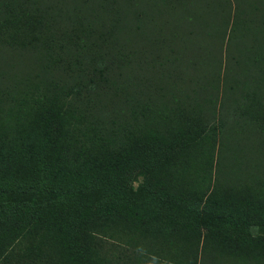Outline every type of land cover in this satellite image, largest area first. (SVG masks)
<instances>
[{
	"label": "rangeland",
	"instance_id": "374dc122",
	"mask_svg": "<svg viewBox=\"0 0 264 264\" xmlns=\"http://www.w3.org/2000/svg\"><path fill=\"white\" fill-rule=\"evenodd\" d=\"M42 67L51 87L75 89L79 76L82 118L97 136L113 125L132 132L137 153L86 152L80 136L51 124L55 108L28 99L44 91ZM51 91L57 103L68 100ZM7 97L22 108L7 121L0 109V187L31 182L44 168L56 184L83 189L79 203H91L96 188L80 228L96 239L100 264H264V0H0V103ZM47 131L50 149L40 140ZM213 134L245 193L203 182L200 164L212 153L200 151ZM146 151L150 168L135 159ZM129 163L136 168L123 170ZM115 172L130 173L127 182ZM111 183L116 200L105 191ZM3 197L26 198L16 190ZM193 203L260 220L236 219L240 233H218L212 218L193 221ZM54 205L50 229L0 219L2 264L71 263L81 244L65 212L76 214Z\"/></svg>",
	"mask_w": 264,
	"mask_h": 264
},
{
	"label": "trees",
	"instance_id": "16d2710c",
	"mask_svg": "<svg viewBox=\"0 0 264 264\" xmlns=\"http://www.w3.org/2000/svg\"><path fill=\"white\" fill-rule=\"evenodd\" d=\"M82 76V75H81ZM41 79L43 80V92H39L37 94L36 90L30 92L28 99L32 100H38L42 101L47 105H50L55 108V112H53L54 117L51 118L52 122L56 125L58 130H63L65 132L71 131V137L74 135H78L83 139V143L80 146L81 148H85V151L91 153L93 150L95 153L97 152H103L104 148H116L119 150L121 154L125 156V151L128 152L130 155L133 156L134 153H137L136 150H134V144L132 142L133 133L132 132H126L119 126H112L110 130L106 131V134L103 136H97V129H92V127H89V123L84 120L83 114L81 110V105L84 104V98L82 96V92L85 90V82L80 79L78 76V81L75 84L74 87L67 86L63 88H56L51 87L52 83L50 82L51 79H49L47 72L44 67L41 68ZM80 83V86L79 84ZM51 88H50V87ZM51 89L60 90L61 92H65V97H68V100L66 103H57L55 100V97L52 95ZM25 91V90H24ZM23 91V92H24ZM23 92H21L18 95H21ZM29 92V91H28ZM23 95H27L25 92ZM22 97V96H20ZM8 102L6 100H1L2 103H0V109L3 111L5 109V117L7 121V115L9 111L18 110L19 108H22L21 103L16 101L12 97H7ZM15 101V102H14ZM90 100L87 99V107L90 106L89 104ZM8 103V104H7ZM6 105L4 107L3 105ZM81 109V110H80ZM96 118V117H95ZM10 125V124H8ZM213 129V132H215L216 128L215 125L211 126ZM50 131H47L41 137L40 140L44 141L45 148H52L55 147L53 143L49 144L50 141ZM201 136H204V133H199ZM65 141L66 139L63 138ZM202 139V137H198V140ZM211 140L210 146L206 150H201L200 152H206L208 149V156L211 154L210 158H212L210 161L207 160V158L200 164L202 171H203V182L206 180L208 182L212 183V187L217 190L218 188L227 187L230 186V190L235 189V193H245V184L244 180L240 179L242 174H240L239 169H235L231 163L226 164L224 162L225 160V154L224 150V144L223 140H217L215 135L213 134V138L209 139ZM71 142L67 139V142ZM218 143V150L215 153V151L211 148L215 142ZM87 142L92 143V147L90 150H88ZM72 143V142H71ZM48 144V145H47ZM47 145V146H46ZM87 146V147H86ZM110 148V149H111ZM133 149V150H129ZM112 150V149H111ZM129 150V151H127ZM114 155H112L113 159L115 161H118L117 153L114 151ZM134 152V153H133ZM175 153L168 152V155L172 156ZM149 152H145L143 156L139 154L135 159H139V163L137 165H140L142 163L147 166V168H150L151 161L148 159ZM134 159V157L132 158ZM134 163V161H133ZM150 166V167H149ZM135 164H126L125 167H123V170L127 169H135ZM128 171V170H127ZM43 168L42 173H39L35 180H32L31 182L23 183V184H16V185H10L7 188L0 187V209L2 210V214L0 215V219H6L10 216L13 217L15 221H20L25 217L30 218V221L32 223V226L35 228H40L42 230L50 229V225L52 220H50V212L59 213V208L56 207L54 204L57 203H65L72 207L75 212V216L72 215L71 211L65 212L66 220L68 218H73V225H75L72 230L75 231V237L76 240L79 239L81 244V248H77L74 250V254L68 255V259L71 258L70 264H100L99 257L96 255L98 252L94 251L98 244L96 242V239L94 240L91 237L85 236V231L82 230L83 227L81 226V222H86L84 219V216L86 214L87 209L90 207L92 202L98 201L95 198V190H93L89 197L91 198V203H86L85 201L89 202V200L85 197H83L84 203H79L78 199L80 195H85V191L83 189L77 191V189L72 187H67L63 185L56 184L51 179V172ZM118 172H115V174ZM127 174H120L118 173V181L121 183L127 182ZM115 180V181H116ZM261 185V184H260ZM111 187H114L115 190ZM13 190H16L26 196L24 200L17 201L13 198H4L3 194L5 193H13ZM105 191L109 195H114L116 192H118L117 187L114 184H110L109 186L105 187ZM216 193V192H215ZM12 197L13 195L9 194V197ZM47 197L48 199L46 202H42L43 197ZM119 197V193L115 195L114 200H116ZM239 201L244 205H248L249 202L251 203L250 196L247 195H240ZM103 204H105L103 202ZM93 206H95L92 203ZM91 205V206H92ZM102 205V204H101ZM105 208H108L104 206ZM192 209V219L193 221L201 222H209V218H212L213 222H210V229L213 231H216L218 233H224L228 232L231 228L234 232L240 233L241 228H239L236 225V219H244L246 224L248 226L253 223H257L259 220L254 218L251 214L247 213L246 211H243L238 209L234 211H230L228 214H224V212H218L213 207L208 205L207 203H193L191 206ZM245 209V207L243 208ZM238 217V218H237ZM262 219V218H261ZM13 220V221H14ZM219 221V222H218ZM2 221L0 220V225ZM218 222V223H217ZM223 222V224H221ZM208 228V225L205 227ZM208 228V229H209ZM92 243V246H91ZM87 250L85 253L83 250ZM85 254V256H83ZM6 256V248L5 245L0 240V264L4 262L3 258ZM64 259H67L66 257ZM64 263V261H63Z\"/></svg>",
	"mask_w": 264,
	"mask_h": 264
}]
</instances>
